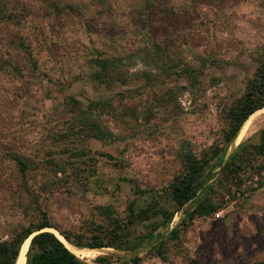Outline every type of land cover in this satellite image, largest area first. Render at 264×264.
<instances>
[{"label":"rangeland","instance_id":"1","mask_svg":"<svg viewBox=\"0 0 264 264\" xmlns=\"http://www.w3.org/2000/svg\"><path fill=\"white\" fill-rule=\"evenodd\" d=\"M155 42L171 73L149 55ZM263 45L264 0H0V241L37 221L39 208L55 226L48 229L67 241L60 230L89 238L97 225L110 228L112 217L126 223L131 202L139 209L155 201L157 213L131 227L138 248L127 242L125 249L85 247L93 255H78L92 264L98 256L111 264H264L258 174L230 191L214 184L210 196L219 209L187 219L178 239L167 232L193 202L165 224L175 208L167 191L183 171L182 151L200 156L224 146L225 109L244 93ZM105 55L121 58L125 72H152L160 79L156 94L168 92L167 102L153 100L143 78L95 81L91 64ZM119 92L136 97L121 100ZM72 96L84 107L109 100L91 116L111 137L83 140L70 132ZM246 125L224 162L241 142L259 141L264 108ZM18 157L28 165L25 177ZM215 160L209 170L218 175Z\"/></svg>","mask_w":264,"mask_h":264},{"label":"trees","instance_id":"2","mask_svg":"<svg viewBox=\"0 0 264 264\" xmlns=\"http://www.w3.org/2000/svg\"><path fill=\"white\" fill-rule=\"evenodd\" d=\"M158 45L155 42L149 55H152L153 58L161 59L160 62L163 61V63H160V65L163 70L171 73V71H174L172 70L173 66L166 61L164 56L161 58L159 53H157ZM160 52L163 53V49ZM256 57L258 66L253 76L249 78L244 93L234 99L225 109L227 125L223 131L224 146H214L200 156L187 148L181 153L183 171L174 176L173 181L168 185L167 191L175 204V208L165 214V224L172 221L174 213L184 208L188 202H193V206L186 209L181 221L167 232L170 238H179L180 229L187 224V219H192L194 216L213 215L219 209L220 206L210 196L214 184L219 183L225 191H230L231 184L234 185L238 181L244 180L243 177L249 178L255 173L259 175L257 187L264 186V127L260 130L257 143H253L250 140L241 142L228 160L224 162L227 147L233 142L242 125L252 114L264 108V45L256 51ZM120 59L109 55L95 58L93 64H91L92 68H94L93 79L107 85H123L143 78L146 81L145 85L149 87L147 90L153 93V100L167 102L166 95H168V92L156 94V87H159L156 83L160 79L155 78L152 72H125L122 69ZM0 68H3L1 64ZM183 69L190 75L195 76L193 74L195 70L192 66L184 65ZM148 82L152 84H147ZM118 95L121 96V100L122 97H129V99L136 97V94L132 92H129L127 96H124L122 92H119ZM72 102L74 105L73 108H69L70 118L67 125L70 132L78 133L79 136L83 137V140L109 138L112 136L110 130L105 129L91 116L93 109L111 106L109 100L91 101L87 107H84L76 98L71 99V105ZM17 159L19 171L25 177L28 172V165L24 159L19 157ZM213 159H216L213 166L215 164L222 166L218 175L213 174L209 170ZM60 170L65 171L60 164H57V171ZM156 207L157 204L154 201L145 208L137 209L133 201L128 207V221L126 223L118 217H112L110 228L97 225L95 231L98 232H93V235L89 238L82 234L63 230H60V232L68 242L79 248L114 247L125 249L127 242L131 243L133 248H138L141 242L137 243L132 238L131 227L137 223V219L142 220L157 213ZM39 213L40 216L37 221L17 226L10 232L8 238L0 241V264H16L22 244L31 235L33 236L27 252L26 264H92L73 252L59 236L48 229L55 226L50 221L46 210L39 208ZM153 228L157 229V225H154ZM150 234L152 235V233ZM165 235H160V238L166 237ZM156 243L155 246L158 247L160 240ZM139 260L138 256H133L132 258L134 263ZM95 261L99 264H111L108 256H98Z\"/></svg>","mask_w":264,"mask_h":264},{"label":"bare ground","instance_id":"3","mask_svg":"<svg viewBox=\"0 0 264 264\" xmlns=\"http://www.w3.org/2000/svg\"><path fill=\"white\" fill-rule=\"evenodd\" d=\"M248 121V120H247ZM246 121V122H247ZM246 122L242 125V127L240 128L237 136L235 137V139L233 140L234 143H237V141H239L241 138L244 137L245 133H246ZM249 128V127H248ZM251 130V129H250ZM63 240V239H62ZM65 241V240H64ZM67 242V241H65ZM73 252H75L77 255L81 254L82 256H89V255H93L94 250L93 249H87V248H78L70 243H65ZM29 245V238L25 240V242L22 245L21 248V254L18 257L17 263L16 264H25L26 261V251ZM96 249H101V248H96ZM80 256V257H82Z\"/></svg>","mask_w":264,"mask_h":264},{"label":"water","instance_id":"4","mask_svg":"<svg viewBox=\"0 0 264 264\" xmlns=\"http://www.w3.org/2000/svg\"><path fill=\"white\" fill-rule=\"evenodd\" d=\"M32 236H33V235H31V236L29 237L30 241H31ZM24 242H25V241H24ZM22 245H23V244H22ZM28 249H29V248H27V251H26V259H27V252H28ZM20 254H21V251H20ZM20 254H19V256H20ZM17 260H18V259H17ZM16 263H17V262H16ZM25 264H26V261H25Z\"/></svg>","mask_w":264,"mask_h":264}]
</instances>
